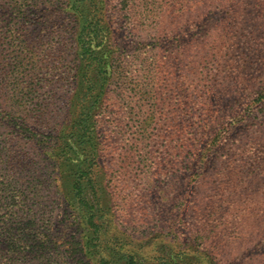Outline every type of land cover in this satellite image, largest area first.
<instances>
[{"label": "rangeland", "instance_id": "obj_1", "mask_svg": "<svg viewBox=\"0 0 264 264\" xmlns=\"http://www.w3.org/2000/svg\"><path fill=\"white\" fill-rule=\"evenodd\" d=\"M11 1L0 0V73L31 68L22 49L25 41L37 45L47 80L35 95L52 109L46 118L33 116L40 120L28 122L31 126L23 124L21 114L0 111L1 143L18 139V150L29 156L24 151L33 152L40 139L55 132L59 117L53 115L74 94L66 46L70 16L62 10L63 0H39L38 7L21 9ZM143 1L127 0L125 6L121 0H102L115 42L106 56L113 83L97 117L105 143L99 157L103 227L115 239L116 231L134 237L150 257L159 242L167 247L166 256L174 252L177 261L188 259L186 264L198 256L206 258L198 264H209L207 256L215 249L220 264H264V0L186 9L190 14L182 19L161 11L171 0ZM130 5L141 7V14L130 18L120 10ZM165 21L179 23L177 29L187 34L167 40L143 29ZM169 55L175 56L172 61ZM250 104L257 105L254 114L230 124ZM16 128H25V134ZM209 141L219 145L211 148ZM43 165L35 173L48 185L31 194L20 218L40 217L53 230L64 257L50 264H73L68 248L75 232L66 222L77 211L57 167ZM177 215L180 220L172 223ZM165 261L149 258L148 264Z\"/></svg>", "mask_w": 264, "mask_h": 264}, {"label": "trees", "instance_id": "obj_2", "mask_svg": "<svg viewBox=\"0 0 264 264\" xmlns=\"http://www.w3.org/2000/svg\"><path fill=\"white\" fill-rule=\"evenodd\" d=\"M124 1L127 0H121L120 3L126 6ZM236 1L171 0L169 8L161 11L178 13L177 19H182L190 14L186 9L195 12L206 5L213 6L217 3L218 6H228ZM143 2L148 3L147 0ZM11 3L16 9L24 8L27 4L39 6V0H14ZM102 4V0H63L62 10L70 16L66 46L72 56L73 66L68 71V77L72 76L73 81L69 83L74 88V94L69 98L67 107L62 105L61 111L54 113L53 116L59 117L57 128L52 129L55 132L48 138L40 139L42 143L38 148H34L33 152L25 150L29 143L24 144V153L29 156H23L18 150V139H13L10 145L0 141V264H50L52 259L61 260L64 257V249L58 241L52 239L53 230L42 218L31 217L27 222L20 218V213L31 204V194L37 195L48 185V182L41 181L35 173L40 171L42 164L44 168L51 164L57 167L62 175L65 191L71 195H66L68 202L77 211V214L73 215L74 220L66 222L75 232L68 248L73 264H86V260L95 264H148L149 258L160 261L164 259L165 264H186L183 261L188 260L181 257L180 261H177L179 255L172 251V256H166L167 247H159V242L155 244L157 254L150 257L146 251L147 247L135 244L134 237L124 238L116 231L115 239L112 231L103 227L105 216L99 180L104 161L99 160V157L105 143L99 139L100 123L97 117L99 111L105 108L102 101L109 96V84L113 83L114 71L109 70L106 56L115 42L113 25L107 21L108 9ZM125 6L120 10H123L126 16L132 18L141 14V7ZM178 25L179 23L165 21L163 24L145 25L143 29H146L149 36L164 37L168 40L173 34H187L177 29ZM215 30L210 33L211 37L218 35ZM37 48L31 41H25L22 49L25 54L22 57L31 61V68L19 67L0 73V111L8 115L21 114L27 120H24V125L39 122V118H46L49 109L52 110L51 103H43L35 95L47 80L43 74L46 66L39 63L40 53L36 51ZM154 49L160 50L161 46L157 45ZM2 55L3 49L0 47V58ZM174 57L169 55L171 61ZM256 108L255 104L248 105L238 113L239 121L230 124L235 126L240 121L242 123L254 114ZM33 116L39 118L31 120ZM15 130L19 135H24L26 129ZM230 132L231 128L228 134ZM206 144L211 148L219 145L211 141ZM28 173L32 174L30 180L27 179ZM25 179L28 181L25 182ZM188 203L185 200L183 204L186 207ZM181 209L182 207L179 209V215L183 216L184 210ZM171 218H175L172 223L180 220L178 215ZM172 227L174 228V225ZM220 256L219 249H215L213 257L207 256L209 264H220ZM204 259L206 258L198 256L195 263L191 264H198L200 261L204 263Z\"/></svg>", "mask_w": 264, "mask_h": 264}]
</instances>
